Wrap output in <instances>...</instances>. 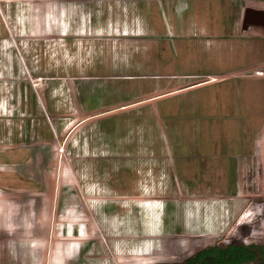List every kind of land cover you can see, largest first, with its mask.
Segmentation results:
<instances>
[{
  "label": "rangeland",
  "instance_id": "rangeland-1",
  "mask_svg": "<svg viewBox=\"0 0 264 264\" xmlns=\"http://www.w3.org/2000/svg\"><path fill=\"white\" fill-rule=\"evenodd\" d=\"M229 243L264 244V0H0V264Z\"/></svg>",
  "mask_w": 264,
  "mask_h": 264
},
{
  "label": "trees",
  "instance_id": "trees-1",
  "mask_svg": "<svg viewBox=\"0 0 264 264\" xmlns=\"http://www.w3.org/2000/svg\"><path fill=\"white\" fill-rule=\"evenodd\" d=\"M264 264V244L229 243L207 248L185 264Z\"/></svg>",
  "mask_w": 264,
  "mask_h": 264
},
{
  "label": "water",
  "instance_id": "water-1",
  "mask_svg": "<svg viewBox=\"0 0 264 264\" xmlns=\"http://www.w3.org/2000/svg\"><path fill=\"white\" fill-rule=\"evenodd\" d=\"M253 14V13H255V9L254 8H251V9H248L247 10V14Z\"/></svg>",
  "mask_w": 264,
  "mask_h": 264
}]
</instances>
